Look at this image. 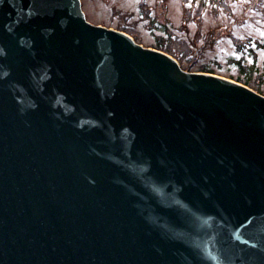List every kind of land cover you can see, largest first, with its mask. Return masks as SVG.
Wrapping results in <instances>:
<instances>
[{
  "label": "water",
  "instance_id": "1",
  "mask_svg": "<svg viewBox=\"0 0 264 264\" xmlns=\"http://www.w3.org/2000/svg\"><path fill=\"white\" fill-rule=\"evenodd\" d=\"M0 264H264V96L0 0Z\"/></svg>",
  "mask_w": 264,
  "mask_h": 264
},
{
  "label": "rangeland",
  "instance_id": "2",
  "mask_svg": "<svg viewBox=\"0 0 264 264\" xmlns=\"http://www.w3.org/2000/svg\"><path fill=\"white\" fill-rule=\"evenodd\" d=\"M86 21L123 31L181 68L239 81L264 96V0H81ZM133 32H129V31Z\"/></svg>",
  "mask_w": 264,
  "mask_h": 264
},
{
  "label": "trees",
  "instance_id": "3",
  "mask_svg": "<svg viewBox=\"0 0 264 264\" xmlns=\"http://www.w3.org/2000/svg\"><path fill=\"white\" fill-rule=\"evenodd\" d=\"M127 31H129V30H127ZM129 32H131V31H129ZM131 33H133V32H131ZM135 40V39H134ZM163 43H164V41H158V46L155 48L156 50H159V51H162V52H164V53H166V54H168V55H170L171 56V54L169 53V51L168 50H165V49H162V45H163ZM198 72H203V73H210V72H208V71H198ZM237 82H239V81H237ZM239 83H241V82H239ZM244 85H246V84H244Z\"/></svg>",
  "mask_w": 264,
  "mask_h": 264
}]
</instances>
